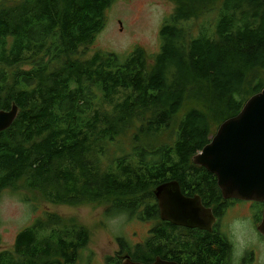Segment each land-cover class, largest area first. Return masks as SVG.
Returning <instances> with one entry per match:
<instances>
[{
    "label": "trees",
    "instance_id": "trees-1",
    "mask_svg": "<svg viewBox=\"0 0 264 264\" xmlns=\"http://www.w3.org/2000/svg\"><path fill=\"white\" fill-rule=\"evenodd\" d=\"M115 1L0 0V110L19 108L0 133V196L23 189L54 205L103 206L106 218L153 221L155 188L211 178L194 156L264 89V0H169L154 57L137 47L75 60ZM172 126L171 143L157 144ZM43 217L0 251V264H77L90 232ZM116 242L104 264L160 255L152 230L144 243Z\"/></svg>",
    "mask_w": 264,
    "mask_h": 264
},
{
    "label": "rangeland",
    "instance_id": "rangeland-1",
    "mask_svg": "<svg viewBox=\"0 0 264 264\" xmlns=\"http://www.w3.org/2000/svg\"><path fill=\"white\" fill-rule=\"evenodd\" d=\"M174 9L175 5L169 0H116L106 12L105 28L85 51L86 55H78L74 59L84 61L95 52L113 53L125 58L137 47L142 48L152 58L160 51L159 33ZM184 112L185 109L178 118ZM176 122L175 120L174 124ZM173 131L172 126L159 137L157 144L171 143L174 139ZM217 131L213 127V135ZM135 134V129L129 131L121 144L130 146ZM22 198H27V202H22ZM48 213L66 220L74 219L90 232L89 244L81 252L77 264H104L107 257L115 256L118 251L117 238L125 239L130 245L141 244L146 241L151 228L149 223L129 220L127 217L106 218L103 206L54 205L46 202L38 193L8 189L0 196V251L11 250L17 234ZM232 227L238 251L250 246L257 251L256 261L251 264H264L262 238L254 230H249L251 226Z\"/></svg>",
    "mask_w": 264,
    "mask_h": 264
},
{
    "label": "water",
    "instance_id": "water-1",
    "mask_svg": "<svg viewBox=\"0 0 264 264\" xmlns=\"http://www.w3.org/2000/svg\"><path fill=\"white\" fill-rule=\"evenodd\" d=\"M19 108L0 110V133L15 123ZM193 164L214 175L226 199H237L264 205V89L250 98L241 112L223 122L211 142L194 156ZM159 187L156 196L162 220L189 228H201V207L180 195L164 193ZM264 237V207L257 228ZM123 264L135 263L127 259ZM151 264H174L157 259Z\"/></svg>",
    "mask_w": 264,
    "mask_h": 264
},
{
    "label": "flooded vegetation",
    "instance_id": "flooded-vegetation-1",
    "mask_svg": "<svg viewBox=\"0 0 264 264\" xmlns=\"http://www.w3.org/2000/svg\"><path fill=\"white\" fill-rule=\"evenodd\" d=\"M192 167L203 168L195 164ZM203 175L207 176L205 173ZM210 175L208 180L191 179L183 183L164 180L155 188V219L146 222L151 224L155 246L160 248V255L156 256L155 261L160 259L174 264H251L256 261L257 251L252 247L238 251L232 226H251L249 230H254L264 242V237L257 231L264 205L224 198L216 177ZM159 187L166 188L164 193L178 194L201 207L204 212L200 217L201 228H189L162 220L159 199L155 195Z\"/></svg>",
    "mask_w": 264,
    "mask_h": 264
}]
</instances>
